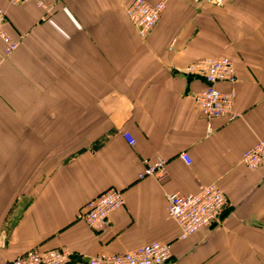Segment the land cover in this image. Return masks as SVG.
I'll return each mask as SVG.
<instances>
[{
  "label": "crops",
  "instance_id": "1",
  "mask_svg": "<svg viewBox=\"0 0 264 264\" xmlns=\"http://www.w3.org/2000/svg\"><path fill=\"white\" fill-rule=\"evenodd\" d=\"M132 1L46 0V13L0 0L19 43L0 45V264L34 249L86 264L153 242L170 243L166 264H264V166L241 163L264 139V0H166L145 40ZM219 57L234 63L235 84L217 85L235 90L232 121L206 120L205 83L185 74ZM158 160L168 180H139ZM210 184L226 197L221 226L179 242L166 196ZM110 188L124 205L94 232L79 215Z\"/></svg>",
  "mask_w": 264,
  "mask_h": 264
},
{
  "label": "built area",
  "instance_id": "2",
  "mask_svg": "<svg viewBox=\"0 0 264 264\" xmlns=\"http://www.w3.org/2000/svg\"><path fill=\"white\" fill-rule=\"evenodd\" d=\"M203 1H212L220 5L223 0ZM28 2H34L46 13L51 10L46 0H8V4L12 6ZM165 7L166 0H159L155 4H150L146 0H133L126 6V15L140 39H146L149 31L160 19ZM4 23L5 13L0 10V45L3 46L4 55L9 56L17 49L19 43L11 39L4 28ZM185 74L198 76L205 83L204 89L195 96V101L206 120L225 118L232 121L236 118L232 110L235 90L232 88L225 93L217 88L218 84H235L236 76L232 60L227 57L204 59L188 67ZM123 138L129 146L134 145L135 141L128 133H123ZM180 157L189 163L185 153ZM241 163L252 170L264 166V139L242 154ZM144 166V170L138 175L139 180L151 177L155 178L160 185L168 180L164 161H144ZM166 200L167 214L179 228L177 240L181 243L188 241L202 229L221 226L227 209L226 197L215 184L202 186L197 193L193 194H169ZM123 205L122 193L110 188L90 200L80 213L79 219L92 231L99 232L107 225L110 215ZM72 256L67 251L42 253L34 249L3 264H69ZM170 256V243L153 242L123 254L86 257V264H166Z\"/></svg>",
  "mask_w": 264,
  "mask_h": 264
}]
</instances>
